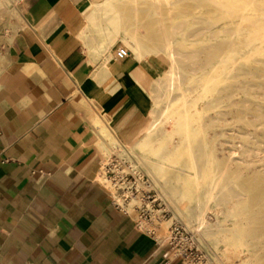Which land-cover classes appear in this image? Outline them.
I'll return each instance as SVG.
<instances>
[{"label":"crops","instance_id":"crops-1","mask_svg":"<svg viewBox=\"0 0 264 264\" xmlns=\"http://www.w3.org/2000/svg\"><path fill=\"white\" fill-rule=\"evenodd\" d=\"M96 3L17 5L23 24L0 78V264H180L135 227L136 213L115 207L119 194L98 178L113 149L99 120L122 146L142 144L153 104L131 52L114 58L122 35L105 56L108 21L87 30L85 10ZM88 18L100 24L97 11ZM144 67L148 83L163 72L154 56Z\"/></svg>","mask_w":264,"mask_h":264},{"label":"rangeland","instance_id":"rangeland-1","mask_svg":"<svg viewBox=\"0 0 264 264\" xmlns=\"http://www.w3.org/2000/svg\"><path fill=\"white\" fill-rule=\"evenodd\" d=\"M3 1H5L4 5L0 6V78L1 80L2 77L4 76V70L8 66L7 58L5 56L6 46L7 44L11 43V40L16 35V32L21 28V25L23 24V20L20 16L23 13H20L19 10H17V5L11 3L10 0H3ZM96 1H97L96 4L88 6V8L85 10L86 18H87L86 25H88L87 30H97V31L102 30L101 22L108 21L107 24L108 34L101 37L102 42L100 45V51L105 56H107L106 53L110 45L114 43L117 35L118 34L122 35L121 40L123 42V45L131 52L138 65L134 69L133 72L134 77L139 82H142L144 86L148 87L149 92L151 94V99L153 104L152 110L150 111L148 119L145 123L153 119L152 113L154 112L156 107H158L157 108L158 114H160L157 115L162 118V110L165 107V105H167L172 99L176 100L177 97L179 96V91L176 90L173 91L171 95H168L164 103L162 102L159 106H157L154 103V96H155L154 95L155 88L153 87L154 80L162 78L169 66V61L166 58L167 48L165 46V40H166L165 37L167 32L169 34H173L172 47L177 49L180 56V63H179L180 68L178 67V69L182 74L188 76L187 83L181 86L180 89H186L187 86L192 83L194 84L197 83L195 89H198V87L200 86L198 91L194 90L195 92H193L196 93V95L198 94L199 96L198 95L196 96L193 93L191 95L196 100L197 98H200V100L198 99L196 101L197 103L191 104V106L189 105L190 110L188 109L187 111V112L189 111L192 112L189 113L190 119L188 118V120L190 121L191 119L192 120L194 119L193 124L195 125V128L193 129L194 132L192 134L195 139H200L202 135L200 133V126H201L200 123L202 120L199 122L200 119L197 116L200 112L204 113L206 111L204 105L212 99V96L214 94L213 86L210 83L207 84V86L206 84L205 85H203L202 83L200 84L203 74H205L207 70L210 71L211 69L209 67H205L207 64L213 65L216 62H218L221 56H225L227 63L233 64V66L236 67L237 69L242 64H245L247 61L249 62L248 64L251 65L250 67L259 68L261 72L264 74V10L262 9V7L264 6V0H243V1L218 0L219 2L217 0H211L212 2L211 5L209 0L208 1L185 0L177 4V6L175 7L176 9L179 8L177 9L179 11L177 13L176 10L173 13L172 21L168 19L171 16L169 17V15L166 13L168 6L164 2H162L161 5L164 13L161 16H159L158 14L155 13V11L152 12V10H150L153 0H141V1L128 0L130 3L127 0H96ZM137 3L142 5H138ZM222 3L224 5H221ZM197 4L198 6H196ZM172 6L174 7L175 5L172 4ZM222 7L226 8L227 13L224 12L225 10H223ZM89 10L90 12L97 11L98 15L101 17L99 19L100 24H98L97 27H95L94 21L88 18ZM145 11L148 14H146ZM149 11L152 12L150 13L151 15L149 14ZM228 17L229 19H227ZM146 18H148V20ZM113 19L115 22L114 25L110 23V21H112ZM161 19L164 21L163 23L164 27L161 24ZM150 29L152 34L151 32H148L150 31ZM169 30L171 31V33ZM153 33L155 34L153 35ZM155 37L157 38V40H155L156 39ZM94 52L98 54V51H94ZM150 56H154L158 58V61L160 63V70H162L163 72L161 75H157L155 78H153L150 81V83H148L146 80L147 68H145L144 66H146V59ZM142 57H144L145 62L141 61L140 58ZM194 65L197 67H195ZM196 68L200 70H196V72H192V70ZM185 70L191 72V75L189 72ZM226 74L227 73L225 72L223 73V75L217 76L214 80L221 81L222 78L226 76ZM263 82H264V76L259 78L257 81L259 85H261ZM203 88L207 93L203 90ZM261 99L262 100H260L259 102L264 101V98ZM202 104L204 105L202 106ZM245 108L246 105H243L241 112L242 111L244 112L246 110ZM254 110L256 109L254 108ZM236 115H237L236 112L234 113V115L228 113L227 115L225 114L224 117L230 119L231 117ZM196 122L199 125L196 124ZM99 123L101 125L100 133L103 136V138L107 141L111 149L115 145L120 144L118 140L114 138L110 134V132L106 129L104 123L100 120ZM183 125L185 126V123ZM216 128H208L207 131L208 130L209 131L206 134L207 137L209 138L210 134L211 135L214 134L213 132H215L216 130V132H218L217 133L218 139L223 140V138L220 136L219 133L221 129L219 127ZM240 140L241 139L238 136L234 139L237 146L240 144ZM180 141L182 140L178 139L173 142L170 141L169 138H165V139L160 138V140L157 138L156 142L155 143L152 142L150 146H147L144 143L133 144L126 141L124 143L125 144L124 147L127 148V150L130 152L131 155H133L132 157L133 161L135 160L140 161L142 159L141 162L142 165L138 161L140 167L142 166L141 167L142 172L140 171L141 174H144L148 178L151 189L153 188V190L156 193V198L158 199L160 194L162 200L166 202L167 205H169L172 211L168 208V206L164 202L160 200L158 204L156 203L154 209L165 208L168 212L166 219L169 220L172 217L175 218L173 222L179 223L184 228V230L187 233H189V235L192 238H194L193 241H195V244L198 247V249L202 251L203 254L205 255L207 264H231L230 261L226 260V256H225L228 245L227 242L222 240V238L209 239L206 238L204 235L203 236L199 235L194 231V227L190 225L191 224L190 209L192 210L194 208L196 204L195 197L200 194V189L198 188L197 184H193L189 189L190 192L189 197L184 196L181 198V200L177 201L179 204L177 208V206H175L172 203L171 199L167 197L168 194L165 193L166 191L170 193L171 189L174 186H176L175 181L177 180L174 173L173 172L165 173V175L162 176L163 178L161 179V175L154 172L151 168L153 163H158L160 161L163 162L165 166L177 167V165L170 163L167 157L169 155L168 152L170 150L171 151H173V149L175 150L178 147V145L181 144ZM259 141L262 143L264 140L262 137H259ZM226 146L228 147L229 145L227 144ZM208 147L209 146H207L206 150L210 151V147L209 148ZM263 147L264 146H262L261 144L258 145V148H263ZM156 150L158 151L156 152ZM160 150L163 151L162 156L164 158L159 154ZM219 151L217 155L221 156V151L220 152ZM195 152H196L195 158L202 160V156H203L202 152H204V145L200 142H197L194 153ZM182 162L184 166L183 172L185 174L187 173L189 175H194L193 174L194 171H192V169H190L185 163L186 158L185 161L183 158ZM132 163L134 165V162ZM232 166L237 168L238 164L232 163ZM257 166L262 168L261 166H264V163H258ZM148 169H150L151 172H149ZM153 175L154 177H152ZM245 175L246 174H243V178L240 180V184L245 189L244 194L249 196L246 207L248 212H251V209L255 207L254 208L255 211L256 212L259 211L258 212L259 220L249 219V221H247L244 224L246 226V232H244L243 235H240L241 237L240 236L238 237L239 240H242L241 238L244 237L243 241L248 242V245H246V247L242 246L240 248L241 256L237 260V262H240L238 264H244V263L247 264V262L250 263L252 259L253 263L250 264H264V180L259 181L258 184L255 185L254 180H251L249 177H247V175L246 176ZM163 179L164 181H162ZM181 182L182 180L180 181V183ZM156 184H158L159 186ZM203 186L204 185H202V188ZM241 196L242 195L239 194L238 192L235 193L234 195V197H236L235 201L240 199ZM248 216L251 217L254 216V214L250 213V215ZM223 220L224 219L222 218L219 221L222 222ZM232 223L233 221L229 220L228 224H232ZM160 235L162 238H166V236L162 235L161 233ZM250 235L254 236L253 241L250 240L249 238ZM155 236L157 237V233ZM160 243L161 244L165 243V241H162ZM167 251H169L170 258H175L173 254L174 251L170 249V246H168ZM252 256L255 257L252 258ZM175 259L179 260L177 258ZM179 261L180 264H182L181 260ZM185 264H191V263L185 262Z\"/></svg>","mask_w":264,"mask_h":264},{"label":"bare ground","instance_id":"bare-ground-1","mask_svg":"<svg viewBox=\"0 0 264 264\" xmlns=\"http://www.w3.org/2000/svg\"><path fill=\"white\" fill-rule=\"evenodd\" d=\"M183 1L185 0H153L152 6L150 7L149 5V7L151 8L150 10H152V12L155 11L156 14L161 16L164 13L161 6L162 2H164L168 6L166 13L169 15V17L171 16L168 19L172 21L173 13L177 9H179H176L175 7L177 6V4ZM209 1L211 5L212 2L211 0ZM13 2L14 5L19 4V0H13ZM4 3L5 1L0 0V6L4 5ZM172 4L175 6L173 7ZM221 5L224 4L222 3ZM196 6H198V4ZM222 8L223 10H225L224 12L227 13L226 8ZM262 9L264 10V6L262 7ZM178 11L179 10H177V13ZM152 12L149 11V14ZM146 14L148 13L146 12ZM146 19L148 20V18ZM227 19H229V17ZM163 23L164 21L161 19V24L164 27ZM148 32H151V29ZM154 34L155 33H153V35ZM172 35L173 34H169L168 32L166 33L165 46L168 50L166 57L167 60H169V66L165 71L164 76L162 78L156 79L157 82L154 86V103L159 106L162 102L164 103L168 95H171L172 92L176 90L179 91V96L176 100L172 99L167 105H165L162 110V118L158 116L160 114H158V107H156V109L152 113L153 119L150 120V123L145 131L143 143L147 146H150L152 142H156L157 138L159 140L160 138H169L170 141L173 142L178 139L182 140L180 141L181 144H179L175 150H170L168 152L169 155L167 154L169 162L177 165V167L165 166L163 162L160 161L158 163H153L151 168L154 172L161 175V179L163 178L162 176H164L165 173H174L177 180L175 181L176 186L171 189L170 193L168 191H166L165 193L168 194L167 197L171 199L172 203L177 206V208L179 205L177 201L181 200V198L184 196L189 197V189L193 184H197L198 188L200 189V194L195 197L196 204L194 208L192 210L190 209V225L194 227V231L199 235H204L206 238L209 239L222 238V240L227 242L228 245L225 254L226 260L230 261L231 264H238L240 262H237V260L241 256L240 248L242 246L246 247V245H248V242L243 241L244 237L241 238L242 240H239L238 236L243 235V233L246 232V226L244 224L249 221V219L259 220V211L256 212L254 209L255 207L251 209V212H248L247 210L246 205L249 196L244 194L245 189L240 184V180L243 178V174H246L247 177H249L251 180H254L255 185H257L259 181L264 180V166H261L262 168L257 166L258 163H264V147L258 148L259 144L264 146V141L262 143L259 141V137H262L264 140V101L259 102L260 100H262L261 98H264V82L261 85L257 83L258 79L263 77L264 74L259 68L250 67L251 65L248 64L249 62L247 61L245 64H242L237 69L233 66V64L227 63L225 56H221L218 62L213 65L207 64L205 67H209L211 69L210 71L207 70L205 74H203L200 84H206L207 86V84L210 83L213 86L214 94L212 96V99L209 98L211 99L209 102H207L205 105L202 104V106L204 105V108H206V111L204 113L200 112L197 117L200 119L199 122L202 120L200 123V133L203 136L201 135L200 139H195L192 134L194 132L193 129L195 128V125L193 124L194 119H191L190 121L188 120L190 116L189 113L192 112L187 111L189 109V105L191 106V104L197 103L196 101L198 99L200 100V98H197L196 100L194 97L191 96L192 93L195 92L194 90L198 91L200 86L198 87V89H195L197 83H192L188 85L186 89H180L181 86L187 83L188 76L182 74L178 69V67L180 68V56L177 49L172 47ZM155 40H157V38ZM196 70L200 69H193L192 72H196ZM225 72L227 74L224 78H222L221 81L214 80L217 76H221ZM189 73L191 75V72ZM193 94L196 95V93ZM243 105H246V110L244 112H241ZM254 108L256 110H254ZM233 112H236L237 115L231 117L230 119L224 117V115H227L228 113L234 115ZM184 123L185 126L183 125ZM196 124L198 123L196 122ZM216 127H219L221 129L219 133L223 140L218 139V132H216V130L215 132H213L214 134L212 135L209 133V138L207 137L206 134L209 131H207V129ZM237 136L241 139L240 144L238 146L234 141ZM197 142H200L204 145V152H202V160L195 158L196 152L194 153V150ZM227 144L229 145L228 147L226 146ZM118 145L122 146L121 144ZM115 146L113 147V149L115 148ZM207 146L210 147V151L206 150ZM125 150L128 152V155H130V157L132 158L133 155L130 154L127 148H125ZM158 150H156V152ZM219 150L221 151V156L217 155ZM162 153L163 151L160 150L159 154L161 156ZM183 158L184 161L186 158L185 163L190 169H192V171H194V175H189L187 173L185 174L183 172ZM132 159L130 160V163L132 165L131 167H133V170H135L134 172L136 174L140 171L142 172V166L140 167V164L142 165V159L140 161L138 160L140 164L137 160L133 161ZM132 162H134V165ZM232 163H237L238 167H233ZM148 170L149 172H151L150 169ZM98 175L100 182L107 186L108 189H111L112 193L117 192L116 188L112 184V181L108 180V178H106L103 174V168L101 169ZM152 177H154V175ZM179 178L182 180L181 183V180ZM162 181H164V179ZM202 185H204L203 188ZM237 192L242 196L240 199L235 201L236 197H234V195ZM158 200L164 202L160 194ZM117 202L123 207L127 208V210H132L134 206L142 205L140 200L135 199L129 200L127 203H124L120 199L119 195L117 197ZM164 203L167 205L166 202ZM167 206L171 210L169 205ZM250 213L254 214V216H248L250 215ZM222 218L224 220L220 222L219 220ZM174 219V217L169 220L154 219V223L151 226H154L155 224L157 227H159L160 233L166 236V239H168V236L170 235L169 228ZM229 220H232L233 223L228 224ZM249 238L251 241L254 240L253 235H250ZM254 257L252 256V258ZM250 263H253L252 259ZM250 263L247 262V264Z\"/></svg>","mask_w":264,"mask_h":264},{"label":"built area","instance_id":"built-area-1","mask_svg":"<svg viewBox=\"0 0 264 264\" xmlns=\"http://www.w3.org/2000/svg\"><path fill=\"white\" fill-rule=\"evenodd\" d=\"M129 50L124 47H117L114 51V58L122 60L128 57ZM132 158L123 146L116 145L108 157H104L100 167L103 168V174L116 188L122 202L127 203L129 200H140L141 206H134L131 212L136 213L135 227L162 242L156 237V230L153 226L155 220H167V210L154 209L159 200L156 198V193L150 188L148 178L139 173H135L131 167L130 160ZM141 186V187H140ZM115 207L123 212L126 209L112 198ZM170 236L165 243L170 246L174 257L181 260L182 264H207L206 257L202 251L198 249L193 241V238L187 233L184 228L177 222H172L170 225ZM169 254V251L167 252Z\"/></svg>","mask_w":264,"mask_h":264}]
</instances>
